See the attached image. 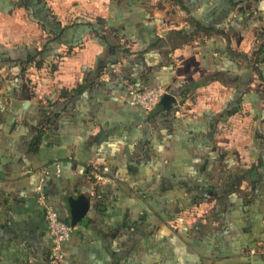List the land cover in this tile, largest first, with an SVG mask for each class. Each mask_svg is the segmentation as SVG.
Instances as JSON below:
<instances>
[{
	"label": "crops",
	"instance_id": "obj_1",
	"mask_svg": "<svg viewBox=\"0 0 264 264\" xmlns=\"http://www.w3.org/2000/svg\"><path fill=\"white\" fill-rule=\"evenodd\" d=\"M183 2L0 0L8 49L40 48L43 6L105 34L28 66L21 96L0 66V264H50L40 182L68 224L69 198L89 202L64 264H264V64L237 57L264 47V0ZM190 16L225 35L191 33ZM128 83L179 100L146 112Z\"/></svg>",
	"mask_w": 264,
	"mask_h": 264
},
{
	"label": "trees",
	"instance_id": "obj_2",
	"mask_svg": "<svg viewBox=\"0 0 264 264\" xmlns=\"http://www.w3.org/2000/svg\"><path fill=\"white\" fill-rule=\"evenodd\" d=\"M174 1L180 8L188 11L183 0ZM245 1L247 0H231V4H234V6H236L240 2V4H244ZM43 9L45 11L43 12V14H38L37 16L32 14V18L34 19V21L39 24L44 33L47 34L46 39L43 41L39 49L34 45H21L17 46L15 49H8L5 46L0 45V66H5L6 69L9 67L16 69L17 75L15 77V80H13V77L11 78V80L15 84L20 96L21 94H23L22 92H25V87H28L30 83L28 78L25 76L26 68L28 66L36 65L37 67H40L48 58L57 55L58 49L63 45L69 48L77 46L81 42L80 36L86 31H91L94 33V35L100 37L105 36L104 33L99 32V24H101L103 21L101 19L94 23H76L68 27H63L60 25L59 21L56 20L54 15H52L51 11L46 8V6H43ZM189 25L191 33H200L204 36H209L211 34L225 35V31L222 28L205 26L194 16H190ZM259 56L260 59L257 60ZM237 57L238 59L245 61L251 70L256 69L257 71H259V65L264 64V47L261 46L257 50L253 51L251 55L240 53ZM253 57L255 58L253 59ZM53 67L54 66H50V69L52 70ZM259 79L264 83V77L261 76V73L259 74ZM133 86L137 90L145 88L134 84ZM168 92L170 94L172 93L170 91ZM243 93L244 92H242V94ZM173 94L174 93H172V95ZM236 96L237 97L232 98L230 100V103H228L229 105L227 104L224 108V113L222 114L221 120H226V118L230 114L240 110L241 103H243L244 100H242L240 94ZM176 98L177 100H179L178 96H176ZM196 204L197 203L195 201H189L188 205L182 206V210L190 209L196 206ZM50 264H59L53 260V255H51L50 257Z\"/></svg>",
	"mask_w": 264,
	"mask_h": 264
},
{
	"label": "built area",
	"instance_id": "obj_3",
	"mask_svg": "<svg viewBox=\"0 0 264 264\" xmlns=\"http://www.w3.org/2000/svg\"><path fill=\"white\" fill-rule=\"evenodd\" d=\"M126 87L133 98V103L142 107L146 112L150 111L163 95L168 94L163 86L145 87L137 90L132 84L128 83ZM95 178L97 181L110 182V179L99 174L95 175ZM37 192V201L44 210V219L52 241L53 260L59 264H64L62 246L69 239L74 226L63 221L55 209L47 202L42 182L38 184Z\"/></svg>",
	"mask_w": 264,
	"mask_h": 264
},
{
	"label": "water",
	"instance_id": "obj_4",
	"mask_svg": "<svg viewBox=\"0 0 264 264\" xmlns=\"http://www.w3.org/2000/svg\"><path fill=\"white\" fill-rule=\"evenodd\" d=\"M176 103V97L171 94H165L161 97L158 104L165 108H170L171 104ZM71 213V225L74 226L75 222L79 221L87 212L89 202L85 197L80 196L77 199L69 198Z\"/></svg>",
	"mask_w": 264,
	"mask_h": 264
},
{
	"label": "rangeland",
	"instance_id": "obj_5",
	"mask_svg": "<svg viewBox=\"0 0 264 264\" xmlns=\"http://www.w3.org/2000/svg\"><path fill=\"white\" fill-rule=\"evenodd\" d=\"M101 1V0H100ZM103 1V0H102ZM69 2V1H68ZM70 3V2H69ZM69 3L68 4H65V5H69ZM177 15H179V14H177ZM177 17V16H176ZM180 20V19H179ZM43 32V31H42ZM45 34V33H44ZM38 35V34H37ZM38 37H39V39H38V44H37V46H40V44L42 43V41H43V39H44V37H43V34L42 35H38Z\"/></svg>",
	"mask_w": 264,
	"mask_h": 264
}]
</instances>
